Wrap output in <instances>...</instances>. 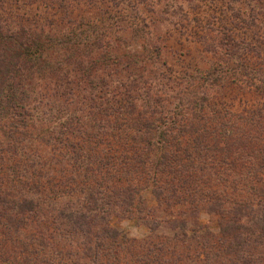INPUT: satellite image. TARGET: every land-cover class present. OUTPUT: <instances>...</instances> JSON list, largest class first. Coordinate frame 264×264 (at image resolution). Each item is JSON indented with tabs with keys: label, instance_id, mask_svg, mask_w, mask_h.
<instances>
[{
	"label": "rangeland",
	"instance_id": "1",
	"mask_svg": "<svg viewBox=\"0 0 264 264\" xmlns=\"http://www.w3.org/2000/svg\"><path fill=\"white\" fill-rule=\"evenodd\" d=\"M19 27L59 43L49 59L57 71L42 64L43 77L25 82L37 94L28 115L0 122V141L18 131L31 156L5 160L19 167L15 172L0 166V201L7 208L23 197L39 203L23 235L0 226V259L17 251L16 239L29 242L41 232L53 239H39L48 251L62 248L77 260L84 239L75 234L71 244L66 231L81 226L83 213L87 220L104 217L123 242L105 240L118 264H264V201L252 189L256 173L264 189V124L248 123L264 117V0H0V31ZM196 71L228 78L191 87L187 75L197 78ZM105 109L117 115L105 116ZM210 111L222 113L227 129L216 142L203 137L200 150L181 147L179 155L188 148L190 158L158 179L157 190L121 169V157L146 152L152 133L142 132L141 122L160 116L169 123L172 112L201 121ZM115 119L128 125L118 133L128 138L114 140ZM66 122L71 134L59 135ZM207 133L215 134L201 135ZM109 184L124 194H108L111 205L106 198L92 213L76 211L85 206L80 187ZM210 194L221 202L207 201ZM125 199L142 211H126Z\"/></svg>",
	"mask_w": 264,
	"mask_h": 264
},
{
	"label": "trees",
	"instance_id": "2",
	"mask_svg": "<svg viewBox=\"0 0 264 264\" xmlns=\"http://www.w3.org/2000/svg\"><path fill=\"white\" fill-rule=\"evenodd\" d=\"M33 34L35 35L36 33L31 32L28 29L25 30L21 27L15 29L14 32L6 31L3 33L0 31V122L4 121L3 119L7 117H21L22 114L28 115V110L31 107L32 100L37 101V94L35 93V90L30 88L26 89L25 82L26 80L29 81L34 79V77H43L40 72L42 64L49 66L52 73L57 71V69L54 71L56 67L54 68L50 64L49 59L54 57V53H50V51L54 52V46H57L59 43L54 44V41L56 40L52 37H39L37 35L34 36ZM58 62L59 61H56L55 64L57 65ZM196 72L199 74L197 78L191 74L187 75L188 79L192 81L191 87H193L194 83L198 81H205L207 83L204 85L209 86L212 84L215 85L221 80L225 81L228 78L227 76L224 77L223 74H210V72L207 73L203 71ZM87 98L91 99V97ZM201 99L204 100L205 98L201 97ZM67 101L71 102L70 97L67 98L66 102ZM187 102L191 104L192 109L200 108L201 106H198L194 100H188ZM117 103L118 105L121 104V102ZM118 108H121V106ZM201 109L202 111L204 110L203 108ZM109 110L110 109L104 110L105 116L115 117L117 115L116 113L118 110H111V112H109ZM173 113L174 112H172V118H170L169 123H163L160 116L157 120L151 119L141 122V127L139 129L146 134L152 133L149 139H146L145 141L146 152L140 157L138 155H125L124 157H121L122 160L119 162V165H122L121 169L135 174L138 176L136 177L138 180L140 179V181H144L145 186L151 185L155 190H157L156 185L158 184V179H160L163 175L176 173L177 170L175 169L178 166L177 164H179L181 160L190 158L191 148H194L195 150L202 149L200 146L203 145V137H213L211 141H208H210V143L216 142V137L224 132L228 127L227 124L222 121V119L224 120L222 113H220L221 115H218L217 112L212 114L210 111V115L201 116V121H197L198 118L195 113L191 116L192 121L191 119H189L190 121H187V119L181 116L180 113ZM256 118L257 120L248 123H252L257 127L263 126L264 117L257 115ZM123 120L124 119H121V121ZM115 121L117 125L112 126V129L115 132L114 137L117 138L114 140L118 141L128 138V136L120 137L118 134L122 127H128V125L125 123L118 124V119H115ZM202 121H204L203 125L200 123ZM161 126H164V128ZM198 126H200V128ZM204 126L209 127L202 130L201 127ZM101 127L105 128V126ZM59 128V135L71 134L68 133V129L71 128V125H69L68 122L62 124ZM80 128H82L80 132L83 135L87 134L85 125H80ZM208 129H211L215 133L214 136H211V134L208 133V136L201 135L202 132H205ZM198 130L200 134H198ZM217 130L220 131L217 132ZM6 135L7 140L4 143L0 141V166H2L3 169H7L9 172H15L19 167L17 165H11L12 163L5 164V160H13L11 157L18 156L19 153L20 157H25L27 155L25 161L31 160V156L26 151V138L22 133L18 131H10ZM59 135L57 134L55 136L57 139H54L53 137L52 141L54 142V140L60 139ZM87 136H89L92 141H94V138H97V135H92V133ZM64 138L66 140V137ZM87 140L90 141L89 138ZM94 142L96 144V141ZM183 143H185V146L182 145ZM250 144L251 142H249V145ZM241 146L243 145L241 144ZM181 147L190 148L185 149L186 155L184 158L179 155V152H182ZM9 151H11V153ZM101 169L105 168L101 167ZM97 172L99 171L97 170ZM108 177L110 179L111 175H108ZM255 178H257L255 179L256 183L255 185L253 184L252 189L258 191V195L264 201V189L256 186L257 184H260L261 176L256 173ZM104 180H108V178L104 177ZM101 184L103 183L101 182ZM102 187L103 185L80 187L81 189L79 191L84 195L85 206L76 208V211H82L83 209L92 213L99 206L95 204L100 202L101 205L106 198L107 201L104 203L109 206L111 205L112 201L109 199L111 197L108 194H112L118 199L120 194H124V191L115 193L112 190L113 186L110 184L108 186L105 185L104 189ZM128 188V186L125 187L126 195L130 194L132 191L128 190ZM101 195H103V197L98 198V196ZM205 199L209 202L215 201V203H220L222 197L218 194H210L206 195ZM226 199L228 200V198ZM121 203L122 206L126 207V211H142L140 207H138V204L133 202L132 199H125V201L121 200ZM245 205L242 203L240 206L243 207ZM0 208H2L0 209V223H2L0 226L6 228L8 231H12L18 236L19 234L23 235L25 233V230H27L26 226L31 223V220L34 217L37 218V210L39 213V203H35L33 200L25 197L21 198V200L17 202L14 207L9 208L5 207L2 201H0ZM78 215L80 216L77 219L81 222V226L79 225L77 229H70L66 232L69 239H71V244L74 243L75 234H79L84 239L81 244L82 247L79 245L81 249L78 248V251L82 250V256H79V253H75L73 255L77 257V260L79 261L73 260L70 253L64 254L62 248L60 249V253L57 252L56 254L54 253V250L48 251L46 249L47 245H45L44 241L42 242L39 239L42 240V238H46L51 241L53 239L39 232L38 235L34 234L32 240L29 242L16 239L17 237H15L14 239H16V243L19 245L18 249H16L17 251L12 252L10 257H3V259H0V264H80V260L82 259L90 260L92 264H118V261L116 262V258L111 257L110 254H108V252H111L112 254L115 253L111 250V247H106L105 240L108 242L111 241L112 243L110 244L115 247L123 242L118 243L116 236L108 232L107 229L110 228L106 225L104 217L99 216V219H97V217H92L87 220L83 213ZM71 217L72 215L70 214L68 218ZM77 222L74 221L73 224L76 225L78 224ZM95 228H98V230H94ZM92 240H95L94 244H92Z\"/></svg>",
	"mask_w": 264,
	"mask_h": 264
}]
</instances>
